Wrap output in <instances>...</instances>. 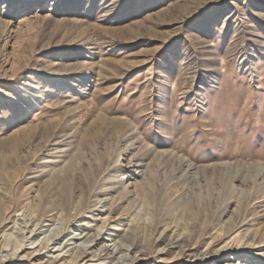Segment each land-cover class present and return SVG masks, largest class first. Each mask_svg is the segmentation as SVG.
<instances>
[{"label": "rangeland", "instance_id": "1", "mask_svg": "<svg viewBox=\"0 0 264 264\" xmlns=\"http://www.w3.org/2000/svg\"><path fill=\"white\" fill-rule=\"evenodd\" d=\"M222 57L264 95V0H0V264H264V131L226 155L156 131Z\"/></svg>", "mask_w": 264, "mask_h": 264}, {"label": "clouds", "instance_id": "2", "mask_svg": "<svg viewBox=\"0 0 264 264\" xmlns=\"http://www.w3.org/2000/svg\"><path fill=\"white\" fill-rule=\"evenodd\" d=\"M217 73L211 93L198 110L180 115L169 107L156 118V131L178 148L238 154L251 149L254 133L264 131V95L244 87L224 57Z\"/></svg>", "mask_w": 264, "mask_h": 264}, {"label": "bare ground", "instance_id": "3", "mask_svg": "<svg viewBox=\"0 0 264 264\" xmlns=\"http://www.w3.org/2000/svg\"><path fill=\"white\" fill-rule=\"evenodd\" d=\"M117 130H119V133H120V129L118 128ZM117 134H118V131H117ZM124 134V133H123ZM126 134V133H125ZM117 137H119V135L117 136ZM123 139V138H122ZM126 139V138H125ZM121 140V142H123V141H128V139L127 140ZM22 143L21 142H13V144H11L10 146H11V148L9 147V149H11L12 151H13V153H16L17 152V150H18V147L21 145ZM131 144H132V142H131ZM134 145V144H133ZM129 146H131L130 144H129ZM128 146V147H129ZM132 148V147H131ZM10 151V150H9ZM0 163H1V158H0ZM183 165V164H182ZM230 170V169H229ZM71 171V170H70ZM150 171V170H149ZM152 171H154V170H152ZM152 171H150L151 173H152ZM68 173H69V171H67ZM149 172V173H150ZM187 172V171H186ZM151 173L148 175L146 172H144V173H142V175H141V177L143 178V177H145V180H146V177H149L150 175H151ZM262 173V172H261ZM260 173V174H261ZM64 175V174H63ZM152 175H154V173L152 174ZM69 174L67 175L66 173H65V175L64 176H58V177H56L54 180H53V182H55V181H58V183L59 182H63V181H68L69 180ZM155 178H157V177H155ZM154 178V179H155ZM149 180V178H147V181ZM143 181V180H142ZM145 182V181H144ZM145 184V183H144ZM146 185V187L148 188V187H150L149 186V184H145ZM69 189V184H65V188H64V193L63 194H65V196H67L68 194H67V191H69L68 190ZM64 197V196H63ZM86 197V196H85ZM60 207H62V208H64L65 209V207H67V205H66V203H62V204H60ZM78 208H80V207H78ZM66 210V209H65ZM3 221H5V219H3ZM143 228L142 227H135V228H131V229H128V230H126V231H124L121 235H120V240H122V241H124V242H127V243H129L130 245H131V249H132V253H134V254H137V253H142L143 252V250L145 249V247H144V236H141V230H142ZM168 240V239H167ZM89 241V240H88ZM87 240H86V242H88ZM86 242H85V244H86ZM165 242H166V240H164V238H162V235L161 236H159V238L155 241V243H154V247H155V251H156V256H158L159 257V259H162V261L165 263V262H167V259H169V257H170V253H171V251H173L172 249H174L173 247H176V246H173L172 244H165ZM185 243V242H184ZM182 244V243H181ZM180 247V246H179ZM182 250H181V252L179 253V254H177V255H175L173 258H170V260L171 261H174V260H176L179 256H182L183 255V250H184V248L183 247H180ZM229 248H231V246L230 247H227L226 246V248H224V253H222L221 254V251L219 252V254H217V255H220L221 254V258H226V260H227V262H226V264H237L236 263V261H235V257H236V255H237V250L235 251V250H233V249H229ZM237 248V247H236ZM130 251V250H129ZM210 255V254H209ZM216 259H218L217 257H216ZM225 260V259H224Z\"/></svg>", "mask_w": 264, "mask_h": 264}]
</instances>
